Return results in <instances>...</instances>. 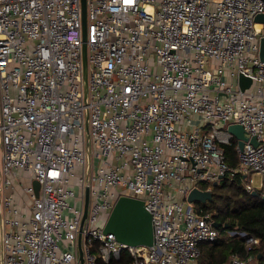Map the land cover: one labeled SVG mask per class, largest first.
Masks as SVG:
<instances>
[{"label": "built area", "instance_id": "1", "mask_svg": "<svg viewBox=\"0 0 264 264\" xmlns=\"http://www.w3.org/2000/svg\"><path fill=\"white\" fill-rule=\"evenodd\" d=\"M259 13L264 0H85L83 25L81 0H0V264H81L80 249L82 264H197L219 231L188 191L220 175L264 189ZM121 194L143 200L152 244L103 231ZM232 235L249 252L223 264H253L260 240Z\"/></svg>", "mask_w": 264, "mask_h": 264}, {"label": "trees", "instance_id": "2", "mask_svg": "<svg viewBox=\"0 0 264 264\" xmlns=\"http://www.w3.org/2000/svg\"><path fill=\"white\" fill-rule=\"evenodd\" d=\"M235 139L224 144L225 159L229 166L237 164ZM211 197L204 202L194 201L196 211L209 212L214 221L219 222V235L212 242L200 245L197 264H223L228 261L232 253L241 257L247 256L249 250L244 238L239 235L227 236L228 230L244 231L260 240L258 253L261 256L253 264H264V198L263 191L252 194L245 189V179L242 176L221 178L216 184H211ZM129 260L123 252L118 261L110 264H126Z\"/></svg>", "mask_w": 264, "mask_h": 264}, {"label": "water", "instance_id": "3", "mask_svg": "<svg viewBox=\"0 0 264 264\" xmlns=\"http://www.w3.org/2000/svg\"><path fill=\"white\" fill-rule=\"evenodd\" d=\"M82 6V20L83 25L85 22V0H81ZM256 21L264 22V14L255 15ZM83 56L85 59V44L83 45ZM259 56L264 60V36L260 37V48ZM238 83L240 88L243 90L250 86L251 79L244 76L243 74L238 75ZM228 130L237 139L239 147H242L243 141L246 139L244 135L243 127L238 123H230ZM251 143L255 144V138L252 136L250 139ZM223 176L220 175V178ZM217 182L214 181L213 184ZM35 193L37 194L39 184L36 180L32 182ZM252 194H257L256 190L251 191ZM264 198V193H263ZM211 197L210 190H203L196 186L192 187L186 196L188 202L201 201L204 202ZM87 208V190L85 191V202L82 220L86 216ZM214 226L219 227V222L214 221ZM104 232H112L118 242L126 243L129 245H150L153 242V225L152 215L146 209L142 199L132 197L129 195L121 194L115 200L109 215L103 226ZM80 240V234L78 236ZM261 256V253H257V258ZM80 263L82 264V252L79 251Z\"/></svg>", "mask_w": 264, "mask_h": 264}, {"label": "rangeland", "instance_id": "4", "mask_svg": "<svg viewBox=\"0 0 264 264\" xmlns=\"http://www.w3.org/2000/svg\"><path fill=\"white\" fill-rule=\"evenodd\" d=\"M235 80V79H234ZM262 178L261 176L259 175H253L252 176V182H251V185L254 187V188H257V189H260L261 185H262ZM164 188V187H163ZM262 190V189H261ZM9 191V190H8ZM264 192V189L262 190ZM193 204V202H192Z\"/></svg>", "mask_w": 264, "mask_h": 264}]
</instances>
